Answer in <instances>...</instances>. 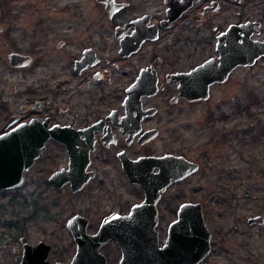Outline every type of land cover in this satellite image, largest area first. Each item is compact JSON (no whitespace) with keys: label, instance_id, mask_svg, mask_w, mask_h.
<instances>
[{"label":"flooded vegetation","instance_id":"1","mask_svg":"<svg viewBox=\"0 0 264 264\" xmlns=\"http://www.w3.org/2000/svg\"><path fill=\"white\" fill-rule=\"evenodd\" d=\"M31 7L38 15L26 21ZM3 46L11 47L17 71L16 109L0 134L35 121L56 137L23 171L22 185L1 190L28 181L30 197L43 194L52 208L64 194L82 196L66 226L93 235L108 223L120 228L145 203L148 192L135 178L160 171L149 159L192 160L179 150L191 106L229 85L243 86L245 70L264 65V0H0ZM199 168L172 180L152 204L159 237L167 232L161 246L182 205L207 196L196 187L194 200L168 196ZM100 251L107 264H121L114 239Z\"/></svg>","mask_w":264,"mask_h":264},{"label":"rangeland","instance_id":"2","mask_svg":"<svg viewBox=\"0 0 264 264\" xmlns=\"http://www.w3.org/2000/svg\"><path fill=\"white\" fill-rule=\"evenodd\" d=\"M12 7L3 5L5 10ZM35 15L38 11L30 12L26 21ZM10 48L0 49V125L16 109L11 88L17 71L9 63ZM184 123L179 150L200 162L201 171L177 184L168 196L185 201L195 199L191 191L195 187L197 195L207 192L195 199L213 234L206 264H264V223L248 222L253 216L264 217V65L245 70L243 86L229 85L211 101L191 106ZM251 126L253 136L246 132ZM29 190L27 181L21 189L0 191V264H18L23 236L31 244H52L51 260L71 262L77 244L66 223L70 211L80 205L76 200L83 197L64 194L63 204L52 208L43 194L42 199L30 197ZM50 191L48 202L54 196ZM34 206L41 209L35 212ZM166 233L160 232L162 243Z\"/></svg>","mask_w":264,"mask_h":264},{"label":"water","instance_id":"3","mask_svg":"<svg viewBox=\"0 0 264 264\" xmlns=\"http://www.w3.org/2000/svg\"><path fill=\"white\" fill-rule=\"evenodd\" d=\"M14 122L10 120L6 127H13ZM51 137H56V134L35 121L0 134V190L22 185L23 171L34 163ZM149 162H152L151 168L158 166L160 171L136 176V182L148 192L147 199L134 207L120 228L110 229L108 223L105 229L92 235L70 224V232L77 244L71 262L51 261L52 244L44 241L31 244L23 236V254L19 264H107L100 248L110 239H114L122 250L121 264H206L205 260L212 251L213 234L207 225L202 204L182 205L179 218L172 223L163 246L156 230L157 208L152 205L172 180L185 178L197 171L200 165L185 156L161 158L159 162L149 159ZM76 221L74 218L71 223ZM249 223H264V217L253 216Z\"/></svg>","mask_w":264,"mask_h":264},{"label":"trees","instance_id":"4","mask_svg":"<svg viewBox=\"0 0 264 264\" xmlns=\"http://www.w3.org/2000/svg\"><path fill=\"white\" fill-rule=\"evenodd\" d=\"M253 130H255V128L253 126H251V128L247 129L246 132L247 131H248V133L252 132V136H253L254 135V132H255Z\"/></svg>","mask_w":264,"mask_h":264}]
</instances>
